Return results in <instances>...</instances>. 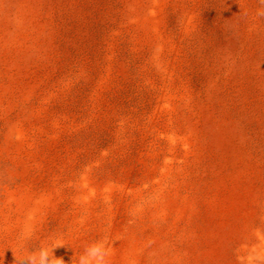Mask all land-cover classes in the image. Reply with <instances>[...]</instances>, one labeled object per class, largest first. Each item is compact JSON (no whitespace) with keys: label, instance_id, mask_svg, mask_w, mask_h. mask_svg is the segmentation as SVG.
<instances>
[{"label":"rangeland","instance_id":"obj_1","mask_svg":"<svg viewBox=\"0 0 264 264\" xmlns=\"http://www.w3.org/2000/svg\"><path fill=\"white\" fill-rule=\"evenodd\" d=\"M264 264V0H0V264Z\"/></svg>","mask_w":264,"mask_h":264},{"label":"clouds","instance_id":"obj_2","mask_svg":"<svg viewBox=\"0 0 264 264\" xmlns=\"http://www.w3.org/2000/svg\"><path fill=\"white\" fill-rule=\"evenodd\" d=\"M103 253L99 247L90 249L85 256L81 257L80 264H101ZM35 264V262H33ZM39 264H48L47 253H42Z\"/></svg>","mask_w":264,"mask_h":264}]
</instances>
